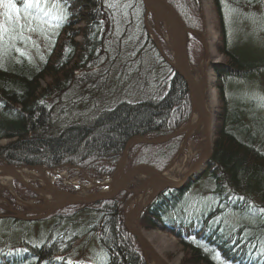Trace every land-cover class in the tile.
<instances>
[{
  "label": "trees",
  "instance_id": "1",
  "mask_svg": "<svg viewBox=\"0 0 264 264\" xmlns=\"http://www.w3.org/2000/svg\"><path fill=\"white\" fill-rule=\"evenodd\" d=\"M167 1L185 25L197 29V0ZM61 2L67 21L44 59L14 63L4 56L2 60L0 141L10 143L0 148V157L16 166L69 163L100 180L115 171L132 138L155 139L187 123L188 88L146 36L141 46L134 44L122 55L117 53L118 40L110 44L113 33L110 39L101 38L100 20L106 15L119 20L109 12L108 0H80L82 11L73 0ZM214 4L219 51L226 62L212 66L219 78L222 108L207 170L213 184L211 200L200 206L187 190L161 194L142 212L139 226L175 236L184 248V264H264V212L260 211L264 209V98L257 92L263 86L259 81L264 77V55L239 48L233 16L239 5L256 10L246 0H214ZM75 24L83 26L70 33L69 26ZM80 35L78 43L75 39ZM148 53L158 59L161 70L152 94L140 102L122 100L111 109L101 108L109 100L98 102L103 95L98 97L107 89L117 59H124L120 72L136 61L141 64ZM155 67L151 65L150 76ZM42 81L46 86L40 85ZM59 92L57 104L53 97ZM114 95L115 91L109 98ZM178 140L160 147H132L128 166L147 164L162 170L174 159ZM124 195L64 213L50 223L0 218V264H82L75 258L87 254L84 249L90 237L105 254L101 264H146L138 243L124 227Z\"/></svg>",
  "mask_w": 264,
  "mask_h": 264
},
{
  "label": "rangeland",
  "instance_id": "2",
  "mask_svg": "<svg viewBox=\"0 0 264 264\" xmlns=\"http://www.w3.org/2000/svg\"><path fill=\"white\" fill-rule=\"evenodd\" d=\"M125 1V8L129 9L130 6L134 7L135 5L132 3V0H124ZM262 0H257L256 3L260 2ZM120 2V0H119ZM114 2H111L110 7L113 6ZM141 4L143 5V2L141 0ZM198 5V18H200V22L197 24L198 27L197 29H192L195 34H193L194 40H190V61L192 67V73L196 74L195 77L198 81L203 82L205 81L204 77L210 76L214 80V89L216 90L217 93V111L216 115L214 117V126H213V133H214V138L213 141H216L217 134L219 131L220 127V117H221V100L219 98V92H218V81L216 79V74L212 69V66H218L222 61H224L223 55H221L219 49L221 46V36L219 35L220 30H219V19L218 15L216 13V8L214 4V0H197ZM23 8L21 9L20 13V20L19 22L16 21L15 19V14H13V19L12 21H8V19L4 16V12L6 11L3 7H0V25H3L5 28L8 29L7 32H5L2 37H0V67L3 66V58L6 56L7 58H10L14 63H19L20 61H36L40 59H44L46 56V52H50V50L54 49L55 43L53 41L55 39V33L57 34V25L58 23L61 24V20H63L64 15L66 14L63 9L61 10L60 7L56 9H52L50 15H43L42 13L38 12L35 9H28L27 12L24 11V5L22 6ZM81 9V8H80ZM58 14H57V12ZM82 11V9H81ZM142 12V8L138 9V16L135 20H128L130 22L128 28V32H135L136 36H139L137 39L131 38V40H137V44L141 45L144 41V38H142L141 35V26L140 22L142 21V26L146 30V35H148V31L145 26V19H144V9H143V14L140 13ZM124 11L120 10L118 12L119 15L123 14ZM235 16L236 22H234V28H237L235 30V37L237 39V45L241 49H246L248 52H257L261 53V55H264V5L256 11H252L250 9H246L243 6L239 5L237 7L236 14L233 15ZM232 16V17H233ZM141 17V20L139 18ZM79 18L75 19V22L78 21ZM136 23L139 25L136 27ZM120 24V21H119ZM73 25V24H72ZM148 25L150 29L154 32L156 30H159V32L164 31V27H160V24L156 23V19L154 16H151L150 19L148 20ZM83 24L76 25L75 26H69L71 27L69 29L70 33H75L77 30H79ZM115 35H118L117 30H114ZM143 34V31H142ZM107 37L110 39L109 35L107 34ZM63 38V37H62ZM141 38V40L139 39ZM166 39V37H164ZM213 40L216 42L213 43ZM159 39V38H158ZM81 35L78 36L75 41L78 43H81L82 41ZM132 44V43H131ZM121 45V44H120ZM164 49L166 50V53L168 56H170L168 59L172 57V51L169 49L168 46H165ZM218 50V51H217ZM212 51L215 53L214 56H212ZM10 54H8V53ZM117 52L119 53L120 50L118 49ZM172 60V59H171ZM121 63H123L122 60H117L116 67H113L111 71L112 74L109 75L108 80H106V87L110 88L111 90H116V87H118V84L116 83L115 79V74L118 71V68H120ZM124 67V65H123ZM122 67V68H123ZM127 72V75H126ZM122 76H130L132 79L135 80V76H132L131 71H125V74L123 73ZM204 76L203 79H201ZM160 74L156 73L155 74V83L159 81ZM260 84L263 86L261 87L260 90H258V93H261V95L264 96V77L259 81ZM139 83H142L141 81ZM42 87L46 86V84L42 81L40 84ZM128 85V84H126ZM126 85H124V88H126ZM139 84H136V87H138ZM145 88H148L145 86ZM83 89V88H82ZM152 87L150 88V90ZM126 89L118 87L116 90L117 93H123L126 92V97L125 99H132L136 101L138 99L137 97V90L132 89L131 91ZM54 92V91H52ZM152 92V90H151ZM150 94V93H149ZM111 93L109 90H105L104 94L102 96V99L98 100V102L105 101L107 100L110 101L111 98H109ZM62 96V92H59V95L53 97L54 100H56L57 104H60L59 99ZM121 96V95H120ZM92 98V96H90ZM97 97V96H96ZM101 96L98 97V99ZM209 98L206 97L207 103ZM51 101V100H50ZM59 101V102H58ZM118 103V101L114 102L111 100V102L106 103L104 105L103 109H111ZM210 106V102H209ZM192 137V138H191ZM188 143L187 146L184 145V140L179 141L177 147L180 145L181 150L178 156H180V160L176 163L170 164V170L175 169L181 165V160L184 158H192L191 161L195 162L194 160L197 159L198 155L202 152V149L204 147V143L202 142V139L200 136H188ZM181 140V139H180ZM10 143V141L7 140H1L0 141V148L3 146H6ZM183 144V145H182ZM122 157V156H121ZM120 157V160H121ZM178 158V157H177ZM176 158V160H177ZM119 160V161H120ZM1 163H7L4 162L3 159L0 157V164ZM124 170L122 173L125 175L129 171H127V166H128V158L126 161V164L124 165ZM75 167V168H74ZM78 166L76 167L75 165H68L60 163L56 166H51L48 164H39V165H34L32 168H28L26 170L27 174L31 177V180H29V183L26 182L27 184H30L36 188H42V190L45 192L41 193L42 199L46 201L45 199V194L48 191V188L51 189H57V190H62L63 191H71V192H77L83 195H92L93 196V190L89 187L90 185L86 184L84 181V178L81 177L82 175L80 172L77 171ZM82 169V167H79ZM200 172L201 174L198 173L197 176L198 179L197 181H203V182H198L201 189L204 190L208 187L209 181L204 180L206 178L207 173L204 171L207 168H202ZM207 171V170H206ZM60 176V177H59ZM63 178L67 179L68 182H72L70 186H64L63 185ZM75 184L72 185V184ZM197 183V184H198ZM145 183L142 181L140 184H137L134 188V193H129L128 200H125L124 202L121 200L123 203V213H124V219L126 224L128 225V216L129 213L133 211L134 208H138L140 205L147 204V202L150 200L151 196V190L150 191H143L141 190V187ZM7 188V190L5 189ZM61 188V189H60ZM198 187L192 188L189 186L188 189V195L192 194L193 191L197 190ZM7 191L8 195L15 197L19 196L23 200H26V198L33 199L34 197L27 196L25 191L16 184V181H11L5 178H0V191ZM88 190V191H86ZM24 192V195L23 193ZM207 194V193H206ZM200 195V194H199ZM38 199V198H37ZM36 199V200H37ZM145 200V201H144ZM48 203L51 202H57L55 199H49ZM145 202V203H144ZM2 205V204H0ZM31 207V205H30ZM81 207V206H80ZM80 207H70L64 209L61 214L68 213V212H73L77 211L80 209ZM32 209V208H31ZM29 209L28 211H31ZM14 214L20 212L14 210ZM141 213V210L138 211V214ZM22 215V214H20ZM138 218V216H136ZM135 218V219H136ZM131 223H134V220L131 221ZM126 225V226H127ZM40 228V227H39ZM39 230V229H38ZM37 230V231H38ZM132 231L134 233H131L132 237H134L136 243H138L140 249L142 250L143 253V258L146 261V264H156L155 258L152 256V254L145 248L143 247L144 245L140 241V235L144 236L149 239L151 243V248L157 251L161 257H163L165 264H184L185 262V252L184 248L180 245L179 240L172 235L163 233L159 230H152V231H146L145 229H140L138 226L135 227L132 225ZM140 233V234H139ZM43 235L46 236V230H43ZM165 242H167L165 244ZM87 249H84L86 253L84 254H79L78 257H76L75 261H81L83 262L82 264H101L105 261L104 258V253L102 252V249H100L98 242L93 239V237H90L88 240L87 244ZM89 255L92 257L89 259ZM77 256V255H76ZM93 258V259H92ZM92 259V260H91Z\"/></svg>",
  "mask_w": 264,
  "mask_h": 264
},
{
  "label": "bare ground",
  "instance_id": "3",
  "mask_svg": "<svg viewBox=\"0 0 264 264\" xmlns=\"http://www.w3.org/2000/svg\"><path fill=\"white\" fill-rule=\"evenodd\" d=\"M73 1L75 3L74 6L78 7L77 9H79L81 7L80 6V4H81L80 0H76V2H75V0H73ZM228 1H230V0H228ZM150 4H151L152 14H154V16H156L159 20L161 18L163 19L164 13L168 11L166 8L163 7L164 5H162V3L160 1L158 2L156 0H151ZM156 23H158L157 20H156ZM170 40H171V35H170ZM213 41L214 40L212 38V42ZM215 42H216V40L213 43H215ZM170 45H171L170 47H172L174 45L173 47H175V52H176L178 50L179 42H177V41L173 42L171 40ZM177 54H176L177 59L175 61L176 62L175 64L179 65V58L180 57H178L179 56L178 51H177ZM211 54H212V56L215 55V53L213 51ZM225 62H226V59L224 57V61H222L220 64H224ZM193 75H194V79H195L196 83L198 84L197 89H198L199 93H197V96H196L197 97V105L201 106V108H203V107L204 108L202 110H198L199 115H198V113H194L192 115L193 118H191L192 122H191V126H190V132L188 133V135L189 136H198L199 135L200 138H202L199 140H202V142L205 143L203 131L204 132L208 131L209 132L208 133V142L210 144V148H211L210 150H212V152H213L214 141L212 138H214V133H213L214 131L212 128L214 126V117H215L216 111H217V102H216L217 93L213 87L214 86V80L210 76H207V77L201 76L202 77L201 79H203V77H204L205 81L200 82L196 79V77H195L196 74H193ZM132 76H135V75L132 74ZM130 79H132V78L130 77ZM216 79H217V81H219V78L217 76H216ZM206 97L209 98L208 101L210 102V106H209V102L207 103V101H206ZM202 98L204 101V105H202L203 104ZM219 98H220V94H219ZM194 106H196V104H194ZM99 110H100V112L102 111L100 108H99ZM78 155H76L75 157H80ZM75 159L79 160L80 158H75ZM191 160H192V158H184L183 160H181L182 162H181V165H179V167H177L175 169L171 168V170L169 169L170 166H168V165L165 166L162 170H157L155 168L149 167L150 169H152V170L154 169L155 171L153 170V173L149 176H146V177H144L143 169L139 168V166H136L135 167L136 169H134V170L130 166H127V171H133L134 173L130 176L123 175L122 171L124 170L125 164H123V163L120 164V162H118L116 164L117 165L116 167L118 168L120 166L119 171H118V173L117 172L112 173V174L115 173L113 176V177H115V180L111 186L113 188L117 187V186L122 187V186L127 185L129 183L128 180H130L131 178H133L135 176H138L140 178V180L145 183L141 187V190L147 191L149 189L148 191H150L153 189L155 192H158L160 196H161V194H162V196H164L165 193L168 195V194L174 192V189L171 186H168L167 184H169L171 182V183L180 185L182 183V181L185 179V177L188 174H190V172H188V171H189L191 164L193 163V161H191ZM198 166H199V164L195 165V168H197L196 173H199L201 170H203L202 165L200 167H198ZM9 171H11V170H9ZM156 171H158V172H156ZM11 172H12L11 174L6 175L5 177H3L0 173V176H2L5 179H15L16 178V179H20L23 181H28V179H30V176L25 172V170H17L16 172H14V171H11ZM157 174L159 176H157ZM204 190L207 191V190H209V188H206ZM58 195L59 194H58V192H56L55 189H49L48 192L44 196H45V199H47V201L49 199L63 200ZM150 198H151V196H150ZM150 198H148V199H150ZM79 199H85V198L78 197L77 200H79ZM63 201H65V200H63ZM155 201L156 200L150 199L147 202V204L140 205L139 209L145 211L148 208H150L151 205ZM139 209L135 208V209H133L132 212L129 213L128 225L125 224V226H124L129 233H131L132 225L135 227L138 226L140 228L139 219L136 218V216H138ZM131 218H133L134 223H131V221H133V220H130ZM140 229H142V228H140ZM139 237H140V241L144 245L143 247H145L152 254V256L155 258L156 264H165L163 257H161V255L157 251H155L154 249H152L150 247L151 243H150L149 239L147 240V238L144 237L143 235L142 236L140 235ZM117 243H119V242L117 241ZM166 243L167 242H165V244ZM120 247H123V246H120ZM118 248H119V246H118ZM112 251L117 253V248H112Z\"/></svg>",
  "mask_w": 264,
  "mask_h": 264
},
{
  "label": "water",
  "instance_id": "4",
  "mask_svg": "<svg viewBox=\"0 0 264 264\" xmlns=\"http://www.w3.org/2000/svg\"><path fill=\"white\" fill-rule=\"evenodd\" d=\"M162 5H164V7L168 10L167 12L164 13V22L166 24V26H168L170 29H171V37L173 39V42L174 41H177L179 42V46H178V53L180 54V57H181V65L178 66V67H174L178 74L181 76V78H183L187 84V87L190 89V93L192 95V98L194 99V102L196 104L195 108L197 110H202L203 108H201V106H198L197 105V93L198 92V89H197V86L196 84L194 83V80L192 78V75H191V72H190V68L188 67L189 64H188V57L186 56L187 55V51H186V34L189 32L188 29L184 26V24L182 23V21L180 20V18L178 17V15H176L175 12H173V9L167 5V3L164 1V0H159ZM145 2V6H147V8L150 7V4H149V0H144ZM159 51L161 52L160 48H159ZM203 103V102H202ZM203 105V104H202ZM188 129L187 127L184 128V129H181L177 132H175L174 134L162 139V140H157V141H147V140H140L139 142H142L144 144H148V145H160V144H164L166 142H168L169 140H172L174 139L175 137H177L178 135L180 136L181 132ZM208 131L205 132V137H206V141H207V149H205L206 151L203 153V155L201 156V158L199 160H197L198 162L195 164H200L203 160H205L208 155H209V152H210V144L208 142ZM210 140V139H209ZM135 140H130L126 147H125V150H124V153H123V157H122V160L120 161V164L123 163L125 161V158H126V153H128V150L131 148V146L135 145L136 143H139ZM120 167V166H119ZM119 167L117 169V173L119 171ZM195 167V166H194ZM138 168V167H137ZM139 168H142V169H145L147 172L144 173V177L146 176H149L153 173V170L150 169L149 167L147 166H139ZM0 170H3V171H7V172H10L9 170L10 167H0ZM146 174V175H145ZM190 174L187 175V177H189ZM157 176H159L157 174ZM114 180H115V177H113L112 179V184L114 183ZM138 181H140V178H136L135 180H132L130 181L127 185H124L122 187H112L111 185V190L103 195V196H99L98 198L94 199V200H85V199H75V200H72V201H68L67 202H64L63 204L61 205H58L56 207H54V213L57 212V210H61L65 207H68V206H71V205H89V204H97V203H100V202H103V201H106V200H110L114 197H116L117 195H120V193L126 191L128 188H130L131 186H133L134 184H136ZM169 186L173 187V188H179L181 185H177V184H174V183H169L168 184ZM37 219H41V218H37Z\"/></svg>",
  "mask_w": 264,
  "mask_h": 264
},
{
  "label": "snow or ice",
  "instance_id": "5",
  "mask_svg": "<svg viewBox=\"0 0 264 264\" xmlns=\"http://www.w3.org/2000/svg\"><path fill=\"white\" fill-rule=\"evenodd\" d=\"M24 4V11L27 12L28 9H35L43 15L47 16L51 14L52 9L59 7V0H22ZM0 7H3L6 11L4 16L8 21H12L13 14H15V19L17 22L20 20L21 9L17 7V4L13 0H0ZM8 29L3 25H0V37L7 32ZM264 212V209H260Z\"/></svg>",
  "mask_w": 264,
  "mask_h": 264
}]
</instances>
